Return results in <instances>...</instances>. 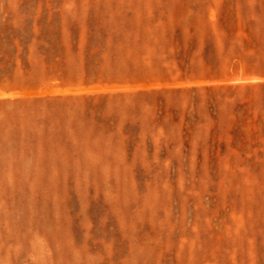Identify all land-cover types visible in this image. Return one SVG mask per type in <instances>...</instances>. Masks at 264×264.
<instances>
[{
  "label": "rangeland",
  "instance_id": "374dc122",
  "mask_svg": "<svg viewBox=\"0 0 264 264\" xmlns=\"http://www.w3.org/2000/svg\"><path fill=\"white\" fill-rule=\"evenodd\" d=\"M0 264H264V0H0Z\"/></svg>",
  "mask_w": 264,
  "mask_h": 264
},
{
  "label": "bare ground",
  "instance_id": "6f19581e",
  "mask_svg": "<svg viewBox=\"0 0 264 264\" xmlns=\"http://www.w3.org/2000/svg\"><path fill=\"white\" fill-rule=\"evenodd\" d=\"M98 91V90H97Z\"/></svg>",
  "mask_w": 264,
  "mask_h": 264
}]
</instances>
